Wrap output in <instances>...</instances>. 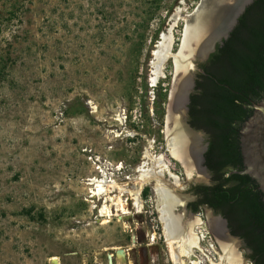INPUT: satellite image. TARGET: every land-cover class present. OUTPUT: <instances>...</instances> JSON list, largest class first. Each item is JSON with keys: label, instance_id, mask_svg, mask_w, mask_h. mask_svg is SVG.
<instances>
[{"label": "rangeland", "instance_id": "obj_1", "mask_svg": "<svg viewBox=\"0 0 264 264\" xmlns=\"http://www.w3.org/2000/svg\"><path fill=\"white\" fill-rule=\"evenodd\" d=\"M199 1L0 0V264H99L105 249L142 235L144 219L166 239L156 189L184 204L190 183L207 182L172 155L166 125L172 54L183 15ZM171 26L170 54L152 84L154 50ZM195 142L199 149L202 136ZM160 147L185 180L153 167L140 189L142 211L126 192L131 212L102 221V200L92 202L85 180L101 175L97 165L108 174L123 162L118 183L133 191ZM218 253L216 263L228 264Z\"/></svg>", "mask_w": 264, "mask_h": 264}, {"label": "trees", "instance_id": "obj_2", "mask_svg": "<svg viewBox=\"0 0 264 264\" xmlns=\"http://www.w3.org/2000/svg\"><path fill=\"white\" fill-rule=\"evenodd\" d=\"M190 96L192 126L210 131L205 164L210 185L195 188L200 200L228 220L255 264H264V201L255 181L242 174L239 129L264 97V0L248 5L229 36L201 63ZM0 68V73H1Z\"/></svg>", "mask_w": 264, "mask_h": 264}, {"label": "water", "instance_id": "obj_3", "mask_svg": "<svg viewBox=\"0 0 264 264\" xmlns=\"http://www.w3.org/2000/svg\"><path fill=\"white\" fill-rule=\"evenodd\" d=\"M253 1L255 0H200L190 14H185V18L189 21L187 25H189L188 27L192 30V33L190 31L191 35L183 50L186 54V58L183 59V68L178 69L174 61V72L166 105L167 128L170 126V117L177 114L181 127L194 137L199 138L200 134L191 129L186 123L187 103L195 86L196 61L206 60L215 51L216 45L221 44L229 36L239 17ZM178 52L172 54L173 58ZM182 79H186L187 83L181 91L178 101L176 90ZM252 106V114L239 129V145L243 163L241 173L248 174L256 181L264 201V97L259 102H254ZM204 150L205 147L202 145L199 149L193 147L192 151L185 155V158L175 159L183 168L187 169L188 165L202 162L203 158L200 154ZM196 152H199L200 156L198 158L195 157L194 153ZM207 214V224L223 251L222 260H224L228 251L237 252L238 238L230 234L226 220L222 216L214 215L212 211H208ZM123 254V249L116 250L117 259L119 255ZM112 257V254H108L109 264H112ZM118 261L120 260L118 259Z\"/></svg>", "mask_w": 264, "mask_h": 264}, {"label": "bare ground", "instance_id": "obj_4", "mask_svg": "<svg viewBox=\"0 0 264 264\" xmlns=\"http://www.w3.org/2000/svg\"><path fill=\"white\" fill-rule=\"evenodd\" d=\"M184 9H181V12H183ZM178 14H181L180 11ZM180 15H178L179 17ZM186 25H185V31L183 34L181 47L174 57L175 64L179 68H183L184 62L183 59L186 58V54L183 52L184 47L187 45V40H189V36L192 33V30L189 29V25H187V18H185V15H183ZM178 19V18H177ZM191 31V33H190ZM173 42V32H172V26L168 30L167 34L162 35L161 41H159L157 48L154 50V58L151 62L152 64V73L150 81L152 84L156 83L158 77L162 74V63L166 59L167 56L170 54L171 44ZM186 79L181 80L177 87V100L180 99L181 91L186 87ZM176 106V105H175ZM174 106V107H175ZM120 123L124 122L122 117H118L117 119ZM170 126L168 127V143L171 148L172 155L175 158H185V155L187 153H190L192 151V147L195 145V139L194 136L191 135L188 131L184 130L179 121V117L176 114L174 117H170ZM171 155V156H172ZM119 162H117L118 164ZM152 166L151 168H144V166L147 164L145 161L142 166H140L139 171L140 175L137 179V185L134 188V190H129L127 188V184H119L118 181H116L114 178H110L109 174L107 172L102 171V175L95 176V177H89L85 181L88 186V191L90 193V198H92V202L94 200H102L100 206H97L98 210V217H100L103 221V217L107 218L105 222L110 221L112 216H120V215H126L129 214L130 206H129V200L132 198L134 199L133 202V208L135 212H141L144 208L139 197V193H141L140 189L142 188V185L149 180L150 177L153 176L152 168L158 167L159 173H161V168L165 166L166 170V162L163 158V155H159L156 158L152 157ZM190 165H188L187 170H190ZM142 167V168H141ZM189 171V172H190ZM158 193V201H159V211H160V218L163 222V228L166 235V239L168 241L169 246V253L170 256L174 262V264H196L195 260H191V251L190 248L192 246H198L197 244V237L195 234H192L191 236L188 235H182L183 232H181L179 229L180 227L179 221L175 218V216H172V205L174 203L173 199L170 198L169 194L167 195L166 191L160 190L159 188L156 189ZM126 192H130L131 196L124 195ZM130 198V199H129ZM129 199V200H128ZM178 201V200H177ZM95 206V205H93ZM96 207V206H95ZM132 208V209H133ZM102 216V217H101ZM104 223V222H103ZM178 238H182L183 240ZM224 243L225 241L222 240ZM224 247V246H223ZM226 249V248H225ZM235 253L229 252L227 253L226 257H224V260L229 261L230 263L235 262ZM186 255L189 257L190 261H185L182 257ZM119 260L121 262H124L125 255H119ZM56 258L53 257L52 260H55ZM239 258H237L238 260ZM236 263V262H235ZM215 264V263H214ZM218 264V263H216ZM223 264V263H219Z\"/></svg>", "mask_w": 264, "mask_h": 264}, {"label": "flooded vegetation", "instance_id": "obj_5", "mask_svg": "<svg viewBox=\"0 0 264 264\" xmlns=\"http://www.w3.org/2000/svg\"><path fill=\"white\" fill-rule=\"evenodd\" d=\"M206 60L196 61V66H197V71L195 73L196 75H197V73L202 71L199 65L201 63H204ZM196 75H195L194 82L196 80ZM194 91H195V86H194L193 91L189 95V102L187 103L186 123L188 124V126L191 129H193L194 131H196L200 134L199 137L202 136V140H203L202 146L205 147V150L200 155L203 158V160H202V162H198L195 165H196V169L198 171L205 173V176L207 177V182L196 181L194 183H190L189 188H188V192L190 193V197L185 201L184 204H179V203L174 204L173 213L175 216H178V218H176V219L179 221V223H181L183 225V226H181V224H180V227H182V228H180L179 230L181 232H183V234H185V235L189 231H190L189 233L195 234V226L201 220H203V222H205L206 225L208 226V224H207V220H208L207 212L208 211H212V213L214 215L222 216L226 220L227 228L231 234V231H230L229 226H228V220L220 212L215 211L213 208H211L207 204H201L199 207H197V205H195V203L197 201H199L201 198L200 195L198 194V192L195 191V188L200 187V186H204V185L212 184L214 181V177H213V173L208 169L207 165L205 164V153L208 149L210 131H209V129H207L205 127L195 128L194 126H192L191 118L189 116L190 96L194 93ZM194 139H195V141H197V137H194ZM194 154H195L196 158H198L200 156L199 152H196ZM184 180H185V176H184V179L181 181H184ZM255 183H256V181H255ZM257 188H258V184H257ZM262 200H263V197H262ZM148 223L149 222H147V220H145V219L142 220L141 223H137V227L142 229V235L135 236V238L132 239L131 244L129 246H126V247H110L108 249H105V251H106L105 255L102 259L98 258V260H99L98 263L99 264H109L108 263V254H112L113 255L112 260H111L112 264H172L173 260L170 256L167 241L165 239L164 234L162 233V234H159V236H157L156 231L151 232V230H147L146 228H148ZM208 228H209V226H208ZM209 230H210V228H209ZM210 233H211V231H210ZM211 235H212V233H211ZM232 236H234V235H232ZM234 237L238 238V245H237V249H236L237 252H234L235 258H236V261H235L236 263L235 262L230 263L229 261H227L228 264H255L253 262V260H251L248 256L252 253V250L250 248L246 247L245 241L242 238H240L238 236H234ZM212 238L215 242V246L217 249V258H216V261H217V260H219L218 251H221V248H220L218 242H216L213 235H212ZM121 248H123L124 255H125V262L124 263H121L120 261H118V259L116 257V250L121 249ZM194 248L198 249L197 246H194ZM239 251H242V254L240 253V255H239L238 254ZM191 257H192L191 260L195 259V260L199 261L197 254H191ZM237 258H239V259L237 260ZM189 262L192 263V261H190V260H189ZM214 263H216V262H214ZM197 264H201V262H197Z\"/></svg>", "mask_w": 264, "mask_h": 264}, {"label": "built area", "instance_id": "obj_6", "mask_svg": "<svg viewBox=\"0 0 264 264\" xmlns=\"http://www.w3.org/2000/svg\"><path fill=\"white\" fill-rule=\"evenodd\" d=\"M163 155V158L166 162V172L175 176V178H178L180 180L184 179V173L180 166L176 163V161L172 158V156L169 155L166 148L160 147V153L159 155ZM99 163V161H98ZM97 169L99 173L102 175V166L97 165ZM124 169L123 162L114 163L111 165V171L108 172L110 178H114L116 181L119 180V175L122 174ZM127 178V177H125ZM90 196V195H89ZM195 234L198 240V250L201 252L202 256L199 258V261L202 264H207L212 262H216L217 258V249L215 246V242L212 238V235L210 233V230L208 226L206 225L203 220H201L196 226H195Z\"/></svg>", "mask_w": 264, "mask_h": 264}, {"label": "crops", "instance_id": "obj_7", "mask_svg": "<svg viewBox=\"0 0 264 264\" xmlns=\"http://www.w3.org/2000/svg\"><path fill=\"white\" fill-rule=\"evenodd\" d=\"M173 206H174V203H173V205H172V209H171V212H172V210H173ZM181 224V223H180ZM181 226H183L182 224H181ZM167 240V239H166Z\"/></svg>", "mask_w": 264, "mask_h": 264}]
</instances>
